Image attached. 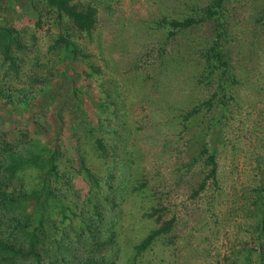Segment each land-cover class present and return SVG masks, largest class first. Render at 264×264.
Instances as JSON below:
<instances>
[{
	"label": "rangeland",
	"instance_id": "obj_1",
	"mask_svg": "<svg viewBox=\"0 0 264 264\" xmlns=\"http://www.w3.org/2000/svg\"><path fill=\"white\" fill-rule=\"evenodd\" d=\"M80 1L96 5L91 35L78 39L97 74L94 91L75 99V114L66 112L61 121V176L50 183L55 197L46 208L49 259L55 256L53 236L67 247L57 264H242L248 250L249 264H258L257 255L264 254V234L258 238L255 229L257 208L264 211V194L262 202L257 195L264 189V0H225V79L218 69L206 77L204 50L215 39L211 19L172 35L159 22L193 14L207 0ZM3 8L0 23L17 29L29 46L12 85L24 90L35 58L45 63L41 71L54 67L47 45L56 20L35 27L24 0ZM210 97L209 106L204 102ZM193 107L197 111L184 119ZM80 117L92 126H83ZM21 118L7 122L9 139L50 136ZM94 138L106 144V156L98 154ZM203 146L214 150L216 166L194 194L209 170ZM36 173L22 170L27 191ZM153 207L160 221L144 215ZM167 219L170 230L134 257L133 245Z\"/></svg>",
	"mask_w": 264,
	"mask_h": 264
},
{
	"label": "trees",
	"instance_id": "obj_2",
	"mask_svg": "<svg viewBox=\"0 0 264 264\" xmlns=\"http://www.w3.org/2000/svg\"><path fill=\"white\" fill-rule=\"evenodd\" d=\"M11 1L15 0H0V11L4 9L3 7L9 6ZM24 3L33 14L32 24L35 27H40L47 18L53 17V20H56L54 25L57 31L47 45V52L54 53L56 60L54 67L49 71H41L45 63L39 58L30 62V72L28 70L24 77L27 85L24 90L28 93L22 94L24 90L15 89L12 85L14 81L20 80L22 64L25 63L29 46L21 40L17 29L0 23V106L6 107L5 110H0V264H43L45 258L46 264H57L58 261L64 260L63 253L67 251V247L58 244L57 238L51 236L55 256L49 259L51 255L46 246L45 227L50 222V217L46 208L48 199L55 197L51 192L50 183L56 182L61 176L58 165L63 152L59 133L63 114L66 112L75 114L78 108V104L74 103L75 99L80 100L82 98L80 96L94 91L91 84L96 79L94 75L97 74V68L86 58L87 55L78 37L91 35L96 22V5L94 1L83 3L80 0H24ZM224 3L225 0H207L206 4L193 14L180 19L159 20L164 23L168 35L204 19L213 21L215 39L204 50L208 79H211L216 69L219 70V78L220 76L228 78V63L224 59L220 43V37L226 30ZM156 23L159 24L158 21ZM77 65L83 66L79 69ZM36 89L38 93L36 92L37 95L33 97ZM223 96L225 94L220 90L218 102L221 105ZM35 97H38L39 101ZM68 101L70 103H67ZM213 101L214 99L210 97L204 103L210 106ZM38 105L41 109L38 111L32 109ZM49 110L53 126H50L47 119ZM196 111V107L191 108L186 112L184 119ZM24 114L26 117L21 118ZM20 118L32 121L37 130L47 131L50 136L46 140H40L26 138L25 133H19L17 137L9 139L7 122L12 123ZM90 121L82 120L80 117L79 122L83 126H92ZM212 124L216 126L217 122ZM92 142L100 156L107 155V146L100 138H94ZM201 153L206 154L209 170L193 190L194 194L203 188L205 178L214 175L216 166L214 150L203 146ZM27 167L35 168L37 172L35 183L28 191L21 177L22 170ZM80 167L85 175L91 176L85 166L80 164ZM138 189L140 190V185L135 190ZM262 193L264 194V189L257 190L260 202ZM54 202H58V199L54 198ZM156 211L153 207L144 215L153 217ZM257 211L259 219L255 229L257 237L260 238L264 234V211L261 207H258ZM154 217L155 221H160L158 215ZM171 225L172 220L167 219L152 227L133 245L134 257L149 248L159 235L167 233ZM250 252L251 250H248L243 255L242 264H249ZM257 262L264 264L263 253L257 255Z\"/></svg>",
	"mask_w": 264,
	"mask_h": 264
}]
</instances>
